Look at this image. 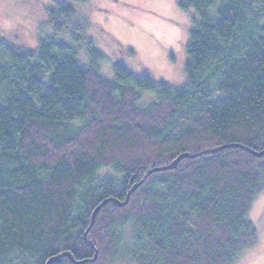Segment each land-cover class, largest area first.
<instances>
[{"label": "trees", "instance_id": "obj_1", "mask_svg": "<svg viewBox=\"0 0 264 264\" xmlns=\"http://www.w3.org/2000/svg\"><path fill=\"white\" fill-rule=\"evenodd\" d=\"M179 6L197 20L177 88L119 63L104 78L78 30L69 39L85 46L88 66L55 36L33 51L0 42V264L66 253L52 264H234L254 240L248 214L264 191V155L249 150L264 151V0ZM144 93L153 99L139 106ZM181 154L195 156L146 176ZM102 169L114 177L97 178Z\"/></svg>", "mask_w": 264, "mask_h": 264}, {"label": "rangeland", "instance_id": "obj_2", "mask_svg": "<svg viewBox=\"0 0 264 264\" xmlns=\"http://www.w3.org/2000/svg\"><path fill=\"white\" fill-rule=\"evenodd\" d=\"M180 1L0 0V42L33 51L41 38L55 36L72 43L79 63L88 66L90 54L85 46L69 39L71 30H78L77 38L101 55L97 69L104 78L112 79V67L119 63L134 74L148 75L177 88L186 81L185 49L197 20L196 10L180 8ZM61 5L71 10L68 16L59 13ZM152 99V94L144 93L138 105ZM114 175L102 169L97 178ZM248 218L257 227L256 236L234 264H264V191L255 197ZM120 228L128 240V226Z\"/></svg>", "mask_w": 264, "mask_h": 264}, {"label": "water", "instance_id": "obj_3", "mask_svg": "<svg viewBox=\"0 0 264 264\" xmlns=\"http://www.w3.org/2000/svg\"><path fill=\"white\" fill-rule=\"evenodd\" d=\"M249 152L253 153V154H254L255 156H257V157L264 155V151H263V152L256 153V152H253V151L249 150ZM194 156H195V155L181 154V155H179V156H178L173 162H171L169 165H166V166H163V167H155V168H151V169L147 172L146 176H148V175H150V174H152V173H156V172L172 170V169H174V168L177 166V164L179 163V161H180L181 159H184V158H193ZM144 180H145V178L142 179L140 182L134 184V185L132 186V188L130 189V191L127 193V195H126V199H125L123 202L118 203L117 206H118V207H124V206L128 203L131 194L134 193V192L137 190V188H138V187L144 182ZM111 200H112V199H108V200H106V202H109V201H111ZM99 210H100V207H97V208L92 212V214H91V224H90L89 228H90L91 225L93 224L94 219H95V216H96V214L99 212ZM89 228H88V229H89ZM68 255H69V254L66 253V254H60V255H58V256H55V257L49 259V260L47 261L46 264L56 263L59 257H62V256H68Z\"/></svg>", "mask_w": 264, "mask_h": 264}]
</instances>
